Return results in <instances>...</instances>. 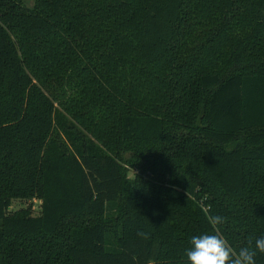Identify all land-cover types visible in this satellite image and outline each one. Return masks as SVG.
<instances>
[{
	"label": "trees",
	"instance_id": "1",
	"mask_svg": "<svg viewBox=\"0 0 264 264\" xmlns=\"http://www.w3.org/2000/svg\"><path fill=\"white\" fill-rule=\"evenodd\" d=\"M35 2L0 0V264H190L215 215L254 248L264 0Z\"/></svg>",
	"mask_w": 264,
	"mask_h": 264
},
{
	"label": "clouds",
	"instance_id": "2",
	"mask_svg": "<svg viewBox=\"0 0 264 264\" xmlns=\"http://www.w3.org/2000/svg\"><path fill=\"white\" fill-rule=\"evenodd\" d=\"M224 219L219 215L210 216L209 223L215 228L214 234L191 238V248L186 252L190 264H256L257 253L264 254V237L255 240L254 248L252 237H249L248 246L234 250L219 231Z\"/></svg>",
	"mask_w": 264,
	"mask_h": 264
},
{
	"label": "rangeland",
	"instance_id": "3",
	"mask_svg": "<svg viewBox=\"0 0 264 264\" xmlns=\"http://www.w3.org/2000/svg\"><path fill=\"white\" fill-rule=\"evenodd\" d=\"M36 0H25V5L29 9H34L35 7V2ZM131 153L127 152L124 154V159L129 160L131 158ZM129 176L130 178H135L137 175L142 176L144 179L152 181L156 183L154 180V175L149 171V172H141V170L138 169H129ZM28 212L32 216H40L41 211H42V202L37 199H15L12 201V205L9 209L10 213H18V212Z\"/></svg>",
	"mask_w": 264,
	"mask_h": 264
}]
</instances>
